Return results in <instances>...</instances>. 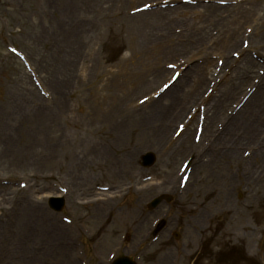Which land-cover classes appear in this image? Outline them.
Here are the masks:
<instances>
[{"label": "rangeland", "instance_id": "1", "mask_svg": "<svg viewBox=\"0 0 264 264\" xmlns=\"http://www.w3.org/2000/svg\"><path fill=\"white\" fill-rule=\"evenodd\" d=\"M120 256L264 264V0H0V264Z\"/></svg>", "mask_w": 264, "mask_h": 264}, {"label": "bare ground", "instance_id": "2", "mask_svg": "<svg viewBox=\"0 0 264 264\" xmlns=\"http://www.w3.org/2000/svg\"><path fill=\"white\" fill-rule=\"evenodd\" d=\"M213 110V108L211 107L210 108V110ZM227 122H229V123H231V122H233V121H227V117H225V123H227ZM208 123H210V122H208ZM208 130H210L211 132L209 133V136H210V139H211V145L213 146V147H219V146H221V145H223L224 147H228V146H230L231 144L228 142V141H226V136H228V135H230V134H234L235 135V126H233V127H226L225 128V130L223 131V132H218V131H213V130H211L210 128H208ZM235 137V136H234ZM110 171H111V173H112V176L114 175V173L113 172H115L116 171V173H117V168H116V166H115V168H114V170L113 169H111L110 168ZM110 191V190H109ZM108 191V192H109ZM112 192H114V191H112ZM112 192H109V194H112ZM115 193H117V192H114V194ZM119 194V193H118ZM117 194V195H118ZM110 199V197L108 196L107 197V200H109ZM111 226H114L115 225V223H111L110 224ZM110 226V227H111Z\"/></svg>", "mask_w": 264, "mask_h": 264}]
</instances>
